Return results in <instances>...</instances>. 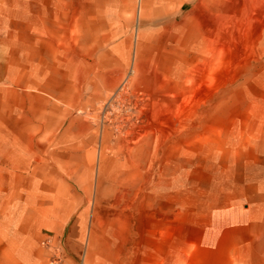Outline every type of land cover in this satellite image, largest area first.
<instances>
[{"label":"rangeland","instance_id":"rangeland-1","mask_svg":"<svg viewBox=\"0 0 264 264\" xmlns=\"http://www.w3.org/2000/svg\"><path fill=\"white\" fill-rule=\"evenodd\" d=\"M91 2L0 0V264L259 244L264 0Z\"/></svg>","mask_w":264,"mask_h":264},{"label":"crops","instance_id":"crops-1","mask_svg":"<svg viewBox=\"0 0 264 264\" xmlns=\"http://www.w3.org/2000/svg\"><path fill=\"white\" fill-rule=\"evenodd\" d=\"M261 227L262 235H258L260 239L257 245H254V236H250L248 233L244 236L238 231H231L227 234L229 238L224 236L204 237L201 242L182 243L183 251L190 248L191 252L188 254L183 252L181 256L176 255L173 263L264 264V223Z\"/></svg>","mask_w":264,"mask_h":264},{"label":"bare ground","instance_id":"bare-ground-1","mask_svg":"<svg viewBox=\"0 0 264 264\" xmlns=\"http://www.w3.org/2000/svg\"><path fill=\"white\" fill-rule=\"evenodd\" d=\"M90 9H91V11H92V15L94 14V12H96V9L95 8H98V6H97V3H96V0H92V2L90 3ZM94 9V10H93ZM94 15H96L97 16V12L94 14ZM91 18V17H90ZM86 24H87V22H86Z\"/></svg>","mask_w":264,"mask_h":264}]
</instances>
